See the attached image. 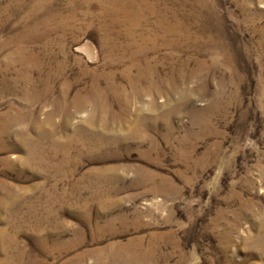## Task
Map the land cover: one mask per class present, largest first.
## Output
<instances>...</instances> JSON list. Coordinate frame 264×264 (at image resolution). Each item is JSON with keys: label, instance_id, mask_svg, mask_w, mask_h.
Returning <instances> with one entry per match:
<instances>
[{"label": "rangeland", "instance_id": "obj_1", "mask_svg": "<svg viewBox=\"0 0 264 264\" xmlns=\"http://www.w3.org/2000/svg\"><path fill=\"white\" fill-rule=\"evenodd\" d=\"M10 1L0 0V264H68L78 253L79 264H264V248L256 239L264 233V0H205L210 11L201 9L187 20L200 28L202 42L211 37L212 45L186 51L161 45L150 53L162 74L181 60L194 67L198 56L207 66L180 83V97L190 93V99L168 119L173 131L166 132L164 120L155 122L157 130L150 133L158 147L145 156L148 143H112L98 150L83 141L72 146L76 130L83 138L89 132L90 106L76 111L70 105L69 120L55 114L47 124L64 79L74 81L73 96L91 82V73L82 74L81 68L104 61L100 45L108 16L100 5L49 0L32 14L30 1ZM153 1L167 7L171 19L189 14L199 2ZM43 35L61 40L47 50ZM87 39L98 54L95 64L75 52ZM17 46L45 68L55 62L64 66V73L54 76L56 92L45 102L14 82L20 70ZM222 82L224 105L203 127L198 110L217 99ZM178 95L168 102L157 97L163 105L157 111L170 110ZM147 102L134 98L128 121L139 109L146 111ZM19 112L26 117L16 119ZM28 112L37 121L27 118ZM98 119V124L106 121L108 112ZM50 127L62 143L57 150L50 142L43 146L47 156L55 151V158L41 165L28 161L31 146L19 134L33 137ZM72 241L78 244L71 246ZM136 252L145 255L134 258Z\"/></svg>", "mask_w": 264, "mask_h": 264}, {"label": "bare ground", "instance_id": "obj_2", "mask_svg": "<svg viewBox=\"0 0 264 264\" xmlns=\"http://www.w3.org/2000/svg\"><path fill=\"white\" fill-rule=\"evenodd\" d=\"M11 1L19 2V3L22 2L23 4L24 2L30 1L33 5L32 14L33 13L36 14L37 10L39 9L38 6L43 4V1L48 2L49 0H11ZM86 1H88L89 3L92 0H86ZM95 1L100 5L102 14L103 15L106 14L108 16L107 23L102 26L106 30L105 32L106 35L102 39V43H101L102 45H100L102 46L103 49L104 61L101 63V65H97L92 68H89L87 66L81 68L82 74L91 73L92 75L91 82L84 89H78L73 96H70V91L72 89L74 81H71L68 78L65 79L63 78L64 81L63 82L61 81L62 87L60 86L61 91L58 93V95L54 98L52 102L53 109L52 112L48 114L47 124L49 125L48 121H50L53 115L55 116V114L64 115L66 119H68L70 117V113H69L70 105L73 106L76 109V111H81L86 106H90L91 111L87 120L89 122L88 124L90 128V129L88 128L89 132L87 136H84L83 138L81 134L78 132V130H76L75 133L73 134V137L69 139L70 144L72 146L77 145L79 142L83 141L85 146L89 147V149L91 148L98 150L112 143H116L117 145V143L134 142V144L136 143L138 147H143V145L148 143V149L144 150L142 154L144 156L149 155L152 150H155L158 147V141L151 138V133H150L152 130H157V126L154 127L155 122H157V120L158 121L164 120L166 122V128H165L166 132L173 131V127L169 123H167L168 119L174 112L180 110V105L188 102L190 99V93H184L180 97L181 94H180V90L178 89V87H180V83L181 82L187 83L193 74L198 73V71H200L204 66L205 67L207 66L206 64L207 60L203 56H198L194 58V64H195L194 67H189L190 63L189 60L186 58L187 60H181L180 62H176L173 65V67H171L170 71L167 74H162L161 69L158 66L159 64L157 62H154L155 58L150 57V53L157 52L161 45H163L164 47L165 46L172 47L177 51L178 49H180V51H186L192 48L193 46L204 48L208 45H212L213 43L211 41V37L207 38L206 41L202 42V39H204L205 36L204 34L200 35L199 32L200 28L198 29L194 28L193 25H191L190 22L187 20L191 18V16L200 15L201 9H206L210 11L211 8L210 9L208 8V4L205 0H199V2L196 4L197 7L194 8V10H192L189 14L184 13L182 16L180 15V19L178 17H173L171 19L168 16V8L167 7L162 8L157 1H153V0H95ZM67 11H69V9ZM74 12L75 11H73V13ZM69 14H71V12ZM76 15L77 14H75V17ZM72 16L73 15L68 17H72ZM88 26L89 25H87V27ZM114 27L115 29H113ZM117 27L118 29H116ZM51 37L48 35L47 36L43 35V38L45 40L44 48H46L47 50L51 48L50 45L53 42L57 40L58 41L61 40L58 37L55 40ZM36 38L34 36L33 38H30V40ZM92 44L93 43H90V40L88 41L87 39V41L84 42L83 44L77 45L75 52L82 55L88 62L95 64L98 61V54H96L97 52L95 51L94 46ZM219 45L223 46V44L221 43L218 44V46ZM60 46L62 50L66 49L65 47L66 45L64 44ZM17 47L19 48V46ZM20 48H22V46ZM20 48L16 49L17 52H15L20 54L17 59L20 64V70L17 74V77L14 79V82L21 83V85L24 87L25 86L27 88L29 87L33 91L32 98H35L40 102H45L50 95L56 92V87L54 84V76L62 75L64 73V66L61 64V62L60 63L55 62V64H52L51 66H49V68L47 67L45 68L43 63L35 54L33 53L27 54L28 52L25 53L22 50L23 48L22 49ZM82 56L79 57L80 60H82ZM31 60L33 61L34 64L33 67L28 66L29 65L28 63L31 62ZM33 70L34 71L37 70L39 72L37 77L33 75ZM118 75L122 78L121 81H118ZM4 80L7 81V78ZM76 81L77 80H75V82ZM224 84L225 83L222 82L223 86H220L221 88L217 99L214 102H211L207 107L198 110V114H199L198 118H200L198 122L201 120V122H203L202 124L203 127H206L208 123L207 118L211 116V113L216 112L218 109H220L221 105H224L223 101L226 95ZM171 94L173 95L179 94V95L177 98L175 97V101L172 104L170 110H168L167 112L162 110L157 111L159 108L163 107L162 104L156 103L157 97H162V99L166 97V102H168ZM144 97L148 101L145 104L147 105L148 108L145 111L146 107H144L143 105L144 109H139V113L136 114V117L134 118L133 122L128 121L126 115L128 114L127 112H128L129 104L134 98L141 99ZM162 99L160 101H162ZM116 106L117 109H115ZM107 112H108V119H106V121H102L101 124H98V120H99L98 117L104 114L106 115ZM35 115L34 114L32 115V112H30L29 114H27V118H31L32 121H35L36 119L33 118L35 117ZM23 117H26V115L19 112L17 114L16 119H21ZM90 123L91 125L92 123L94 124L96 123L95 124L96 127L94 128L91 127ZM112 123H117L119 128L117 130L112 129L111 126ZM53 132H54L53 129H51L50 127V129H47L46 131L45 130H38V132L35 131V135L33 137H30L29 135L21 136L22 134L21 135L19 134V137L27 144L29 143V145L31 146L30 147L31 150H29L30 153L28 152L29 153L28 161L33 160V162L37 163L38 165H41L44 163H48L47 157L55 158L56 152L52 151V156H47L46 154L47 152L45 153L46 148L45 146H43V143L45 144L47 142H50L55 147L54 150H57L60 147L62 142L58 138H53L52 136ZM1 134L2 133L0 132V135ZM162 135H164V133ZM62 164L63 163L56 164V166H54V170H58L62 166ZM110 171L112 170L110 169ZM95 194H97V191H95ZM4 239L5 238H3V240ZM256 239L261 243L262 248H264V233H261V236L260 237L258 236V238ZM5 242L6 241H4V243ZM11 242L14 241L11 240ZM76 244H78L77 241H72L71 246ZM13 246H15V244ZM59 253L61 252L59 251ZM21 254L22 252H20L18 256L16 255L18 259H21ZM149 254L150 253H148V255ZM143 255L145 254H142L141 252H136L134 254V258L139 259ZM81 257H82L81 253H78L72 259H70L69 263L79 264L80 259L82 260ZM19 263L20 262H18L17 264Z\"/></svg>", "mask_w": 264, "mask_h": 264}]
</instances>
